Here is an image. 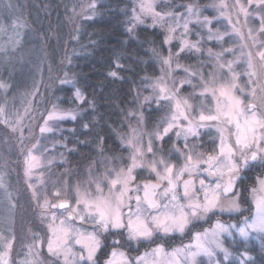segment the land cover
I'll return each mask as SVG.
<instances>
[{
	"label": "snow or ice",
	"instance_id": "snow-or-ice-1",
	"mask_svg": "<svg viewBox=\"0 0 264 264\" xmlns=\"http://www.w3.org/2000/svg\"><path fill=\"white\" fill-rule=\"evenodd\" d=\"M158 3L159 0H132L128 10L125 31L131 38H135L140 26L160 28L164 33L162 45L168 48L167 55L162 48L150 49L161 64L162 74L145 84V88L152 90L151 95L138 93L135 98L138 107L128 115L135 116L137 126L129 124V133L119 134L122 150L127 155L102 156L89 165L85 181L69 186L65 180L62 187L51 193L52 200L47 194L38 195L29 184L48 234L45 239L27 245V255L20 261L13 257L14 235L10 239L0 234V264H45L42 258L45 248L52 264H256L252 254L256 248L264 259V84L252 79L257 75L253 70V55L242 53L247 56L250 70L247 84L251 86L242 87L238 83L240 74L233 69L237 61L221 63L224 52H232L231 48L213 52L211 48L201 47L203 42L220 41L231 33L214 32L211 27L214 20L202 17L197 2L176 5L168 11H159ZM209 7L221 10L220 17H224L222 9L228 5L220 0ZM233 7L244 16L245 25L249 18L258 21V27L248 28V38L253 46H259L256 56L264 68V40L259 39L264 36V0H235ZM88 8L91 15L85 18L92 19L97 0H91ZM149 19L151 23H146ZM227 19L233 33L243 40V33L235 28L231 17ZM190 25L207 31L203 35L193 32ZM4 31L6 29L0 25V32ZM191 34L198 37L195 42L188 39ZM174 43H178L175 52L171 47ZM6 51L0 48V52ZM186 51L196 54L206 51L207 56L216 61L217 70L205 75L199 69L181 65L179 57ZM114 63L116 69L124 67L118 60ZM200 64L203 67L202 61ZM176 69H183L187 75L179 82L173 79L169 86L167 79L172 78ZM109 75L119 78L115 70ZM59 84L72 89L73 102L79 105L87 102L75 86L74 76L65 73ZM185 85L194 89L193 95L204 98L196 108L181 95ZM11 87L0 80V90L5 94ZM197 88L199 93L195 92ZM161 102H167L169 112L154 132L145 134L141 130L144 123L141 109L151 108L153 103L159 108ZM24 111L27 115L29 109ZM23 119L24 116H17L13 124L7 118L6 108L0 105V123L11 126L13 132ZM41 119L40 133H53L61 122L76 120L77 113L53 103L42 113ZM83 127L87 129L89 125ZM205 129L208 131H201ZM20 131L23 136V130ZM213 131L212 151H197L198 142ZM165 138L173 141L168 153L157 146V142ZM61 146L67 149L66 144ZM48 150L39 142L32 145L24 161L26 176L31 177L33 170L42 166L34 152ZM51 163L49 159L48 164ZM141 173L146 175L141 176ZM249 179L251 184H248ZM0 189L5 191L9 206L14 208L2 176ZM241 202L248 205L247 209L242 208ZM223 214L235 219L213 220ZM201 222H210V226L194 230ZM176 234L189 235V242L170 250L163 243H157ZM226 242L239 246L238 250L233 251ZM143 244L152 247L139 252ZM125 246L128 251L122 250ZM106 249L109 251L105 255ZM130 251L137 255H130ZM101 255H105L103 261Z\"/></svg>",
	"mask_w": 264,
	"mask_h": 264
},
{
	"label": "rangeland",
	"instance_id": "rangeland-1",
	"mask_svg": "<svg viewBox=\"0 0 264 264\" xmlns=\"http://www.w3.org/2000/svg\"><path fill=\"white\" fill-rule=\"evenodd\" d=\"M20 1L21 2L19 3L17 0H0V25H3L6 29V31L0 32V48L7 50L6 52H0V64L9 60L21 59L24 55L30 53V50H27L24 53L11 56V53H13L20 45L21 41H23L24 27L27 23V7L25 6L24 0ZM90 2L91 0H71L72 5L68 8L67 12V22L69 26L73 25V27H75L80 19L91 15V10L88 8ZM194 2H197L200 5L202 17L208 16L210 19L214 20V23L211 25L214 32L219 31L221 34L231 33V35H224V39L220 41L214 40L203 42L201 44L202 48H211L213 52H219L224 50L223 46H228L232 49L230 54H233V51H235V53H238L239 55L256 49V46H253L252 40L248 38V28L258 27V21L249 18L248 25H245L244 16L239 14L237 9L233 7L235 0H224L228 5L226 9H222L226 14L224 17H220L221 10L209 7L213 3H219L220 0H159L157 9L159 11H168L173 9L176 5ZM242 2H244V0H242ZM9 3L12 5L10 8L6 7ZM130 3L132 7V0H130ZM249 11H252V9L250 8ZM228 16L231 17L235 28L243 33V40L233 33L232 25L228 23ZM146 23H151V20H147ZM13 25H15V27H13ZM190 28H193V25H190ZM197 31L201 32L203 35L206 33L207 29H201L199 26H196L193 28V32ZM260 38L263 39L264 36L259 37V39ZM188 39L195 42L198 37L195 34H191L188 36ZM38 41L42 43L40 40ZM164 47L165 51L163 54L167 55L168 46ZM171 47L172 51L175 52L178 48V43H174ZM38 51L36 50L32 53L34 60L32 75L29 74L27 84H25L23 89L10 88L7 94L0 90V105H3L6 108L8 120L14 124L17 116H24V119L22 120L21 125L18 126L16 132L12 131L11 126L0 123V176L3 177L7 192L11 193L12 201L15 204V207L11 208L8 204L5 191L0 189V234L8 236L10 239L14 235L13 257L17 261L26 257L27 245L45 239L48 234L46 224L41 215V209L36 200L33 199L32 189L29 188V184L33 185L37 190L38 195L47 194L49 199L52 200L53 197L51 193L55 188L62 187L65 180L68 181L69 186L76 181H85L88 177L89 165L94 161H99L102 156L109 158L126 156L127 153L124 152L121 147L119 134L129 133V124L133 127L137 126L135 116L128 115L130 111H135L138 107V101L135 98L138 93H141L142 95H151L152 90L150 88H145V84L151 83L152 80L160 77L162 74L160 62L156 58H153L155 74L149 75L148 71L144 70L143 76L133 88L129 98L131 106L123 112L120 118V124L113 130L114 137L118 143L117 150L114 152H108L101 143V139H98L91 144L90 156L84 162L71 164L70 161H73V159L70 161L68 160L72 154H75V151H67V149H74V147L68 145L66 142L67 135L64 132H67L69 127L68 125L66 127V123L64 122H72L73 120L69 119L61 122L58 129L53 133L41 134L39 126L42 124V113H44L46 109H50L53 103H58L61 108L71 109L75 111L77 115L80 113V107L79 104L75 102H72V105L63 104L62 97L59 96V88L63 87L59 84V80L60 78H63L66 73L63 63L62 67L52 70L45 61V58L44 61L42 60L44 56L42 46H40ZM225 53L227 52H224V54ZM227 56H229L228 58H232L228 53ZM208 58L206 51L202 54L186 51L181 53L179 63L184 66L199 69L207 75L208 68H206V65H208ZM201 61L203 62V67H201L200 64ZM40 64L41 69L39 68ZM42 65H44V68ZM214 66L216 67V63H214ZM186 75L187 74L183 69H176L172 73V78L167 79V83L171 86L173 79L179 82L184 79ZM0 80L10 84L7 79L1 77V74ZM193 83L195 84L197 81L194 79ZM47 88L48 91H45ZM57 88L58 90L55 91ZM199 91V88L195 89L196 93H199ZM193 92L194 89L188 85H185L181 89V95L188 98L189 103L193 108H196L204 98L200 97L198 94L193 95ZM25 108L29 109L27 115H25ZM148 108L149 107L147 106L145 107L146 110ZM149 109H151V113H156L157 117L155 122L152 121V124H150V122L146 123L145 118L147 112L144 108L141 109L144 115V123L141 126V130L145 134L154 132L157 125L161 124L162 119L169 112L167 102H161V107L159 108L153 103ZM21 129L23 130V136H21ZM144 140L145 142L147 141V135L144 136ZM167 141L172 140L167 139ZM37 142L49 150L34 152V155L40 157L42 166L35 168L31 177H29L25 175L24 161L27 151ZM162 142H157V146L162 147V145H164ZM62 144H66L67 149L62 147ZM197 151L200 150L197 149ZM61 153H63V156H61ZM49 159L52 160L51 164H48ZM66 172L70 173V175H65ZM145 175L146 173H141V176ZM242 208L246 209L244 206H242ZM34 209L36 214L32 216V211ZM34 216L35 219H38L37 223L41 226V228H38L39 232L37 233V236L33 233L34 228H32ZM226 246L232 249V244L230 242H226ZM45 255L47 258H51L47 255L46 248ZM44 261L46 260L44 259Z\"/></svg>",
	"mask_w": 264,
	"mask_h": 264
},
{
	"label": "trees",
	"instance_id": "trees-1",
	"mask_svg": "<svg viewBox=\"0 0 264 264\" xmlns=\"http://www.w3.org/2000/svg\"><path fill=\"white\" fill-rule=\"evenodd\" d=\"M24 2L27 7V23L23 41L11 56L27 50L30 53L21 59L0 64L1 77L8 80L12 89H23L29 74L32 75V53L42 46V60L45 58L52 70L62 67L63 63L64 70L75 77V86L82 91L87 101L79 105L80 113L76 120L64 122L69 127L64 132L67 135L66 142L75 149V154L68 161L73 159L71 164L84 162L90 156L91 144L98 139H101L108 152H114L118 149V143L113 130L120 124L123 112L131 106L129 98L133 88L143 76L144 70L149 75L155 74L154 57L150 49L157 47L165 51L162 30L140 26L136 29L135 38H131L125 31L130 15L128 10L131 9L130 0H97L94 18H82L75 27L69 26L67 22L71 0ZM117 60L124 65L122 69L115 68L114 62ZM112 70L118 71L119 78L109 75ZM59 92L63 104H73L70 87L63 86ZM88 102L93 106H89ZM84 124L89 127L85 129ZM34 214L35 209L32 216ZM37 222L34 216L32 228L37 229L34 231L41 228ZM238 247L232 245V250L237 251ZM252 254L256 257V264H264L258 248L253 249Z\"/></svg>",
	"mask_w": 264,
	"mask_h": 264
},
{
	"label": "flooded vegetation",
	"instance_id": "flooded-vegetation-1",
	"mask_svg": "<svg viewBox=\"0 0 264 264\" xmlns=\"http://www.w3.org/2000/svg\"><path fill=\"white\" fill-rule=\"evenodd\" d=\"M261 40H264V38L261 39ZM223 48L227 49V48H230V47L223 46ZM258 50H259V46L257 45L255 50L249 51L253 55V64L255 66L253 70L257 73V75L252 77V79L253 80H259L260 83L264 84V68H262L261 63L259 61V58H258V56H256V52ZM219 52H222V51H219ZM227 53L229 55H231L232 58H228L229 56H227ZM227 53H225L223 55L221 63H223L225 61H229V60L237 61L236 63L233 64V69H234V71L236 73L240 74V78L238 80V83L242 87H251L250 85L247 84V82L249 80V77H248L247 73L250 71L248 69V65H247V56L246 55L242 56V55H239L238 53L236 54L235 51H233V54H230V52H227ZM214 63H216V61L213 58L209 57L208 58V65H206V68H208V74L217 70L216 67L214 66ZM257 94L260 95L259 89H257ZM199 99H201V98H199ZM249 99H251V97H249ZM144 110L147 112V116L145 118L146 119V123L150 122V124H152V121L155 122L157 114L156 113H151L152 111L149 108L147 110L144 108ZM201 131L204 132V131H208V130L205 129V130H201ZM214 135H215V133L213 131L211 135L203 136L202 140H200L198 142L199 146H198L197 149L200 150L201 152H206V153L207 152H211L212 149L214 148V144H213ZM162 143H164V145H162L161 148L163 149L164 153H168L169 149L172 148V144H173L172 141H167V139L165 138V140ZM248 175L251 176L252 174H248ZM251 183H252V180L249 179L248 180V184H251ZM242 187H243V185H242ZM241 205L246 207V209L248 207V205L244 204L243 202H241ZM244 214L247 215V211H245ZM216 218H219V219L223 220L224 222H230V221L235 219L234 216L230 217L227 214L220 215L219 217H213V220L216 219ZM209 226H210V222L209 223L201 222V224H198L194 230H200L201 228H207ZM33 230H37V229H33ZM38 232L39 231H33V233H35L36 236H37ZM189 239H190L189 235H185V236L181 237L179 234H176L174 236L167 237V238H164L162 240H157V243H163L164 246L167 249H172L175 246H180L181 244L188 243ZM133 247H135V244H133ZM150 247H152V245L143 244V245L140 246L139 252H144L146 249H148ZM122 250L128 251L129 249H128L127 246H125V248L122 249ZM108 251H109L108 249L105 250V255H106V253ZM129 254L130 255H137V252L130 251ZM105 255H101V261H103V259L105 258ZM43 258L46 260L45 264H52V259L51 258H47L46 255H45V249H43Z\"/></svg>",
	"mask_w": 264,
	"mask_h": 264
}]
</instances>
